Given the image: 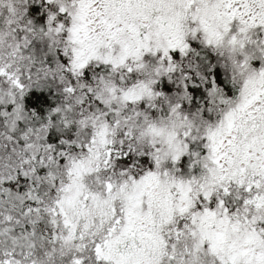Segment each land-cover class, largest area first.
I'll use <instances>...</instances> for the list:
<instances>
[{"label": "snow or ice", "instance_id": "6c2138e0", "mask_svg": "<svg viewBox=\"0 0 264 264\" xmlns=\"http://www.w3.org/2000/svg\"><path fill=\"white\" fill-rule=\"evenodd\" d=\"M0 264H264V0H0Z\"/></svg>", "mask_w": 264, "mask_h": 264}]
</instances>
